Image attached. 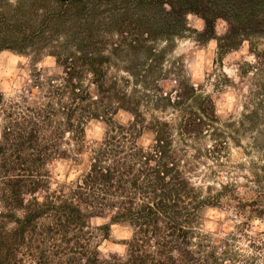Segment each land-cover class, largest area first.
I'll list each match as a JSON object with an SVG mask.
<instances>
[{
    "label": "clouds",
    "instance_id": "obj_1",
    "mask_svg": "<svg viewBox=\"0 0 264 264\" xmlns=\"http://www.w3.org/2000/svg\"><path fill=\"white\" fill-rule=\"evenodd\" d=\"M8 3L15 7L17 0ZM159 9L171 13L173 6L162 0ZM37 12L45 15L44 8ZM207 24L199 13L185 12L171 39H151L145 31L150 52L128 58L114 52L121 33L102 32L111 97L102 95L91 70L69 80L71 69L57 55L63 34L39 51L0 48V237H15L30 204L68 202L84 217L65 236L51 213L37 216L7 264L74 258L87 264L93 252L107 264H129L133 253L149 257L148 264H264V35L241 34L222 49L228 21L217 17L213 36L201 42ZM192 118L202 127L188 129ZM30 137L34 142L26 143ZM38 152L42 163L25 172ZM18 161L26 163L17 167ZM97 171L112 172L108 185L86 183ZM25 178L43 186L22 191L20 206H10L8 185ZM177 182L183 191L166 202L190 216L174 232L157 205ZM145 208L155 212L154 225L124 215Z\"/></svg>",
    "mask_w": 264,
    "mask_h": 264
},
{
    "label": "trees",
    "instance_id": "obj_2",
    "mask_svg": "<svg viewBox=\"0 0 264 264\" xmlns=\"http://www.w3.org/2000/svg\"><path fill=\"white\" fill-rule=\"evenodd\" d=\"M161 2L162 0H17L16 6L13 7L7 1L0 0V48L12 47L23 50L31 47L39 51L44 46L50 45L59 34H63L66 39L57 55L63 56L61 63L71 69L69 80L72 77L80 78L82 73L91 70L95 73L102 95L111 97L114 94L112 88H104V65L110 61L108 57L100 54L107 43L99 38L102 32L121 33V46L119 49H114V52L122 58H128L130 53L150 52V48L146 47V41L142 38L145 31L149 33L151 39L160 37L171 39L172 34L179 32L183 15L188 11L199 13L208 21L205 32L199 37L208 35L209 39L213 36V23L217 17L228 21L229 32L224 37L222 49L237 44L235 40L239 41L241 34L264 35V0H168L173 6L171 13L160 11ZM39 8L45 9L43 17L38 15ZM73 47L81 53L80 56H76L71 51ZM159 59V56L155 57L156 64L159 63ZM133 70L136 71L135 64H133ZM186 126L190 130H198L202 124H196L195 118H192L187 121ZM34 139L30 137L25 142H34ZM25 163L18 161L16 166L20 167ZM41 163L38 152L37 159L32 160L30 166L25 167L24 171L30 173ZM0 167H5V165H0ZM112 175V172L103 175L97 171L94 176L89 177L86 183L108 185ZM8 186L11 188V196L4 197V199L10 206H20L19 197L22 191H35L43 184L25 178L12 182ZM161 186L167 188L165 185L161 184ZM180 191H183V185L177 182L163 193L162 202L157 205V208L164 211L173 221L174 232L179 228L181 217L190 216L183 206H177V203L169 205L166 202L173 192ZM80 195L81 199L85 198L82 193ZM46 212L55 217L59 231L65 233V236L69 230L79 228L84 223V217L78 208L68 202L60 207H55L50 202L43 206L30 204L29 215L15 237H0V253H5L0 256V264H7V257L11 255L15 242L22 238L24 230L32 229L31 222L37 216ZM124 215L132 219L134 223L140 224L154 225L157 219L155 212L147 208L135 213L128 209ZM60 221L63 223H59ZM104 231H107L106 227ZM85 235L83 232L77 233V237ZM184 235L183 232L179 233L180 237ZM132 247L136 249L135 242ZM81 255H87V252H82ZM188 258L191 259L190 256ZM148 260L147 256H136L133 253L129 264H148ZM69 264H79L78 259L74 258ZM87 264H107V262L98 261L96 253L93 252Z\"/></svg>",
    "mask_w": 264,
    "mask_h": 264
},
{
    "label": "rangeland",
    "instance_id": "obj_3",
    "mask_svg": "<svg viewBox=\"0 0 264 264\" xmlns=\"http://www.w3.org/2000/svg\"><path fill=\"white\" fill-rule=\"evenodd\" d=\"M5 1L8 2V0H5ZM198 38H199V40L201 42H204V41H206L208 39V35H205L204 37H198ZM235 42H238V39H237V41L235 40ZM189 95H191V91L189 89H185L184 92H183V96L185 98H187ZM199 103H200V106L204 109L205 112H210V105L207 104V102H199ZM262 106H264V105H262ZM250 119L254 120L255 119V115L253 117H251Z\"/></svg>",
    "mask_w": 264,
    "mask_h": 264
}]
</instances>
